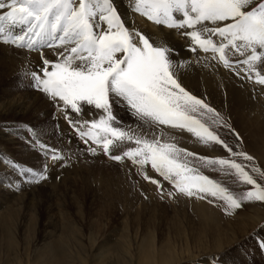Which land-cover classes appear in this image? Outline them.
I'll return each mask as SVG.
<instances>
[{
	"label": "snow or ice",
	"instance_id": "6c2138e0",
	"mask_svg": "<svg viewBox=\"0 0 264 264\" xmlns=\"http://www.w3.org/2000/svg\"><path fill=\"white\" fill-rule=\"evenodd\" d=\"M132 6L134 11L156 24L193 29L183 33L190 38L192 51L202 49L219 53L225 67L230 66L227 48L240 55L250 50L246 59L236 62L248 66L249 79L255 63L264 60V51H258L264 50V0H134ZM0 10V40L3 43L34 49L42 41L49 40L58 41L57 48H64L57 52L58 62L43 59L42 75L36 71L30 75L38 90L53 100L62 101L76 113H81L84 105L103 111L100 119L84 121L78 130L81 138H86L85 143L91 140L108 154L119 147V143L134 141L136 147L124 151L123 155L141 166L150 163L152 169L187 196L210 195L225 201L231 209L240 208L241 201L264 202V185L241 163L223 158H201L209 164L234 170L242 183L252 186L237 198L226 187L189 166L187 160H182L180 154L185 153L184 149L159 139L134 135L118 125L112 111L113 97L126 102L135 116L149 125L186 129L201 140L223 144L234 156L247 161L253 159L243 152H233L199 118L212 114L215 121L220 119L212 107L191 95L174 78L171 49L154 46L140 32L128 29L114 0H0ZM174 13H183V16L174 18ZM205 22L215 26L208 27ZM9 25H25L26 29L23 35L13 34ZM198 25L203 27L196 30ZM213 36L227 43L217 45ZM255 76L256 82L264 85V74L255 70ZM69 122L74 125L73 121ZM90 151L95 152V149ZM185 155L194 154L187 152ZM111 158L122 159L120 155ZM51 159H61L55 149ZM26 171L32 172L31 169ZM32 175L37 180L45 178L43 173ZM151 182L158 184L154 179Z\"/></svg>",
	"mask_w": 264,
	"mask_h": 264
},
{
	"label": "rangeland",
	"instance_id": "374dc122",
	"mask_svg": "<svg viewBox=\"0 0 264 264\" xmlns=\"http://www.w3.org/2000/svg\"><path fill=\"white\" fill-rule=\"evenodd\" d=\"M123 2L125 5L127 4L126 6L129 8V10L134 11L132 6L134 4V0H125ZM134 12V14H138V17L142 20H145V22H151L152 24L156 25V23L148 20L140 13H137L136 11ZM118 13L120 14L119 9ZM173 15L174 18H182L183 13H174ZM205 24L208 27L215 26L212 24V22H205ZM11 26L13 30V25ZM22 26L24 29H26L25 25ZM125 26L133 32H140L143 34L149 39L150 43H153L154 46H165L169 48L167 44L164 45V42L158 43L153 41V39L145 30L131 25L125 24ZM202 27L203 25H198L196 30H200ZM19 30V27L15 29V31ZM175 30H177V32L179 31L181 34L180 36L189 42V49L192 51L191 40L183 33L186 31H192L193 29L175 28ZM19 33L20 32H16L14 34ZM22 33H24V30ZM212 39L217 45H219L221 42L227 43V41H224L223 38L218 36H213ZM0 44L11 48H14L13 45H15L12 43H3L2 40H0ZM50 44L52 46H49V43H46L44 46L35 47L29 51L35 53L41 62L43 59H47L50 62H58L60 57L57 55V52L64 51V48H57L56 45L58 44V41L51 42ZM70 46L71 45H69V47ZM170 49L172 50V48ZM258 51L264 50L258 49ZM192 52L211 57L215 61L217 60L218 63L222 64V66L224 65V63L219 59V53H213L211 50L204 52L202 49H197L196 51ZM249 53L250 50L249 52H245L244 55H240L234 49L230 47L227 48L226 58L228 59L230 65L227 68L231 69L232 73L234 70V74H236L240 80L251 83L253 90H255L254 92L264 99V85L257 83L255 76V70H258L261 74H264V60L255 63L251 79L248 78L247 74L248 66L242 63H236L237 61H243L246 59ZM170 54H172V51ZM170 60L172 61L171 58ZM36 66L37 65L35 64H24L23 67L19 68L18 81L19 83H22V85L24 84L25 87L27 86L30 88V90L42 93L45 97H47L46 99L51 102L50 107L53 113V119H50L49 121L46 120L41 123L44 125V127L47 125L45 128L40 127L41 124L37 125L39 122L30 121L32 120L31 116L24 117L22 120H12V118L9 117L7 118L6 122L0 123V125L6 124L7 126L5 128L13 133L17 130L19 132H23V134H26L27 149L35 152L38 156H41V159L39 158L40 161L38 162H23L19 157H17V155L14 154L15 152L13 150L5 148L0 142V165L3 168L6 167V169L8 168L11 171L13 170V177L12 175L9 176L12 181H17V179L22 180L23 178L21 177H24L25 182H32L33 184L40 183V180H37V178L32 175V173L40 172L43 173L45 177L44 179H46V182L44 179V181H42L45 182V189H49L62 182H66L69 188L68 191H72V196H59V199L56 201L53 198H50V196L47 194L48 191L46 192V190H39L37 192L39 203L37 202L38 204H36L35 207L33 206L34 208L32 209V228L34 230V235L37 234V230L39 229L40 224L46 215V207L51 204V206L54 205L56 207L55 213L59 211V209L68 210L71 212L74 220L77 218L79 220H87L90 218L92 224H95V230L98 231H96L97 238L98 235L100 236L104 233L108 234L109 232H112L113 240L118 241V235L123 232L122 234L125 237L128 236L129 238L128 239L126 237V239L130 240L134 234L138 235L139 233H145L146 231L147 233H152L156 240L167 234L171 240H177L176 233L174 231L176 228L174 227L181 226L182 228H185L186 231H188L189 228H193L194 231H197L200 220L196 212H193V209H191V204L203 205L207 208H210L215 216L219 218L220 221H222V223L219 224L221 225V227L219 226L220 228H218L216 225H212L211 228H209V230L203 234L202 240L212 239L214 236H216V231L223 232V229L221 228L230 222L246 221L248 223H252L253 226L241 235L240 228H234V235L231 231H228L229 234L223 235L224 241L226 240L228 242L232 240L230 245L224 249L223 252L221 251L209 254H200L197 256L198 258H191L189 256L187 258L188 260L185 259L178 264H264V202L256 200L241 201L240 208L231 209L227 206L225 201L210 195L194 194L192 196H187L178 192L172 183H170L168 180H165L162 176H160L159 173L152 169L150 163L141 166L139 164L133 163L132 159L123 155L124 151L128 150L129 148L136 147L134 141H125L123 143L118 142L119 147H115L116 149L113 148L108 154L103 151L102 147L92 143L91 140H89L88 143H85L86 138H81L78 130L81 128V125L84 121H92L89 119L90 117L88 111L82 110L81 113H76L72 110H66V112H63L64 114H62L61 106H64L63 102L59 101L58 99L53 100L47 94L41 92L34 86L35 82L32 80L30 73L36 71L38 74L42 75L41 70ZM176 70L177 69H175L173 66L172 72L174 78L179 81L181 86L184 87L185 90L191 95L196 96L204 103L212 107L220 119L218 122L215 121L212 114H208L199 118L206 124V126L209 127L211 131H213L224 142H226L233 149V152H243L246 155L253 157L252 161H247L240 156H234L223 146V144H217L213 141L201 140L186 129H181L179 127L174 128L159 124L149 125V123L142 121L137 116H135L133 110H131L126 105V102H122L118 97H113L112 111L117 118L118 125L124 130H131L134 135H139L149 140L159 139L162 143L166 142L175 144L177 148L184 149L185 153H193L194 155L192 156H187L185 153H181L180 158L182 160H187L189 162V166L198 170L201 174L208 176L209 179L213 180L215 183L226 187L237 198L243 195V193L252 186L242 183L236 176L234 170L222 168L220 165L216 164H209L206 162V160L201 158L213 160L223 158L235 160L236 162L244 165L245 169L249 171V173L254 179L258 181V183L264 185V175H261V173H264V115H258V111L250 110L246 106L244 107V105L239 102L232 93H230L228 86H226V82L222 80L221 77L218 76L217 78H213L212 81H209L202 72H197L194 75V79H191L187 74L186 79H182ZM10 81L7 82L4 79L2 83L0 82V93H8V96H12L13 92H10V90H14V85L15 83L17 84V80L16 82L13 80ZM3 99H5V97H0V101ZM261 106V108H264V103H262ZM57 119L59 120L57 121ZM60 120H62L64 128H62L61 124L59 123ZM70 120L74 122L75 126L73 123L69 122ZM84 130L86 131L87 128L85 127ZM28 137L29 139H27ZM22 139H25V137L23 136ZM49 149L50 151L55 149L61 156V160H58V162L54 161V163H59L56 169L55 167L52 168V166L49 164L50 162L53 164V161L49 160V155L46 154ZM90 149H95V152L90 151ZM112 155H120L122 159L114 160L111 158ZM113 168H117L120 171H123V173L128 174L124 179V181L128 182V191L126 190L127 192L125 197L118 192L117 194H113L114 196L111 195L113 200L111 199L110 203L108 204V208L100 210L96 208V201H90V191L94 188V185H91V183H89L87 180L85 182L84 180L77 179L74 176L76 173L84 172L92 174L93 172L95 173L98 169H100L99 171L109 172L106 174L110 175H106V177H112V172H114ZM253 168L258 169V171L253 172ZM28 169H31L32 172H27L26 170ZM2 176L4 175H1L0 179ZM16 176L18 178H16ZM145 177H150L151 179H146ZM152 179L157 180L158 184L152 183ZM141 184L145 185L144 189L140 186ZM16 185L17 184L15 183V185L12 187L13 191L10 189L12 192H17L19 190L17 187L18 185ZM138 188L141 192L138 190ZM137 191L141 194L139 193L138 195ZM146 193L150 195H147ZM100 194V196H102L101 192ZM201 195H204L203 199L200 198ZM139 202H141V204ZM149 202L152 204L153 208L152 206L150 207L151 204ZM139 204L141 206H143L142 204L147 206L141 207ZM1 208L2 207H0V209ZM134 210L139 214H137L134 219H131L130 216H132V211ZM136 217H138V221ZM92 218L94 220H92ZM134 221L136 224L133 223V227L132 222ZM124 228L128 229L126 230ZM215 228L217 230H215ZM85 230L88 229L86 228ZM91 230V233H93L94 227ZM127 234H130V237ZM95 236L93 237L95 238ZM115 236H117V239ZM233 236H236V238L233 239ZM188 241L190 246H192V242L190 240ZM115 242L108 245L109 252H112L111 250H113V245Z\"/></svg>",
	"mask_w": 264,
	"mask_h": 264
},
{
	"label": "bare ground",
	"instance_id": "6f19581e",
	"mask_svg": "<svg viewBox=\"0 0 264 264\" xmlns=\"http://www.w3.org/2000/svg\"><path fill=\"white\" fill-rule=\"evenodd\" d=\"M123 1L125 0H114V6L119 9L123 22L126 25H131L145 30L153 41L158 43L164 42V45L167 44L169 49L172 48L170 58L172 59L174 68L177 69L176 72L178 71V75L182 77V79H186V74L189 75L191 79H194V75L197 72H202L209 81H212L213 78H217L219 76L226 82V86H228L230 93H232L234 97L244 105V107L246 106L250 110L258 111V115H264V108H261L262 103H264V99L254 92L255 90H253L251 83L240 80L238 76L234 74V70L232 73L231 69L224 67V65L222 66V64L218 63L217 60L215 61L213 58L200 53H193L189 49V42L181 37L179 31L177 32L175 28H169L166 25H154L147 21L145 22V20L138 17V14L136 15L134 14V11L129 10L126 6L127 4L125 5ZM95 22L96 21H94V23ZM18 27L20 30L15 31ZM9 28L13 34L20 32V35H23L22 31L25 30L22 25H13V30L12 26L9 25ZM51 42L57 41L45 40L36 47L44 46V44H50ZM13 46L14 48H11L0 44V82L2 83L4 79L7 82L10 80L16 82L17 80V84L15 83L14 85V90L12 89L11 91L9 89L10 92L15 94L12 93V96H8V93H0V97H5V99L0 101V123L6 122L9 117H11L12 120H22L24 117L31 116L32 120L30 121L39 122L37 125H40L46 120H52L53 113L50 107L51 102L46 99L47 97H45L42 93L30 90V88L27 86L25 87L24 84L22 85V83H19L18 81L19 68L23 67L24 64H35L37 65L36 67L41 70L43 61L41 62L35 53L30 52L29 48H16V45ZM61 109L62 114H64L63 112H66V110H72L70 106H61ZM82 110L88 111L90 120H98L104 115L102 110L96 109L91 105H84ZM58 120L59 119H57V121ZM59 123L62 128H64L62 120H60ZM6 126V124L0 125L1 145L9 150H13L15 152L14 154L17 155V157H19L23 162L25 161L29 163L40 161L41 156H38L35 152L27 149L26 134L17 130L13 133L7 130L5 128ZM40 127L45 128L47 125L44 127V125L41 124ZM23 136L25 139H22ZM27 139H29V137ZM51 152L52 150L50 151L49 149L46 154L49 155V160L53 161V164H51L52 162L49 164L52 168L55 167L56 169L59 163H56L58 160L54 163V160L51 159ZM0 168V176L4 175L0 179V207H2L0 209V264H178L187 259L189 256L191 258H195L200 254L223 252L224 249H226L232 242V240L228 242L226 240L224 241L223 235L229 234L228 231H231L234 235V228H240L241 235L253 226L252 223H248L246 221L230 222L221 228L223 229V232L219 231V233L216 231V236L212 239L202 240L203 234L209 230L212 225H216L220 228L221 225L219 224H221L222 221L215 216L210 208L203 205L191 204V209H193V212H196L200 220L197 231H194L193 228H189L188 231H186V229L181 226L174 227L176 228L174 231L176 233L177 240H171L168 234L160 237V239L157 238L158 240H156L152 233H147L146 231L145 233L147 234L142 232L139 234L137 233L138 235L134 234L133 237L128 240V236H126L128 238L126 239L122 232L118 235V239L116 238L117 236H115L118 240H115V242L112 238V232H109L108 234L104 233L100 236L98 235L97 238L95 224H92L90 218L87 220H79L78 218L74 220L71 212L65 209H59V211L56 212L57 216L55 213L56 207L49 204V206L45 209L46 215L37 230V234L34 235V230L32 228V209L39 203L37 192L39 190H46V192L48 191L47 194L50 198L57 201L59 196L62 197L64 195H70L69 197H71L72 191H68L69 188L66 182H62L58 185L56 184L49 189H45L44 184L46 179H44L45 182H42L44 180L40 179V183L34 184L32 182L31 184L28 181L25 182L24 177H21L23 178L22 180L17 179V181H12L9 176L12 175L13 177V170L11 171L8 168L6 169V167L3 168L1 165ZM99 170L100 169L92 174H89L88 172L76 173L74 177L82 179L85 182L87 180L91 183V185H94V188L90 191V201H96V208L103 210L108 208V204L111 199L113 200L111 195L117 194L118 192L119 194L121 193L122 196H126V192L128 191V182L124 181V179L128 174L123 173V171H120L117 168H113V176L106 177V175H110L106 174L109 172H102ZM16 178L18 177L16 176ZM14 182L18 185H16L19 189L17 192H12V187L15 185ZM140 186L143 189L145 188V185L141 184ZM100 192L102 193V196H100ZM139 203L141 204V202ZM142 205L143 206H140H147L145 204ZM151 206L152 204L150 207ZM132 212L133 213L130 218L134 219V217L139 213L135 210ZM136 218L138 221V217ZM92 220L94 219L92 218ZM133 223H135V221L132 222V225ZM93 227L94 231L91 233V229ZM86 228L88 230H85ZM215 230L217 229L215 228ZM127 235L130 237V234ZM93 236H95V238ZM234 238H236V236H233V239ZM188 240L192 242V246H190ZM113 242H115L113 250H111L112 252H109L108 245Z\"/></svg>",
	"mask_w": 264,
	"mask_h": 264
}]
</instances>
